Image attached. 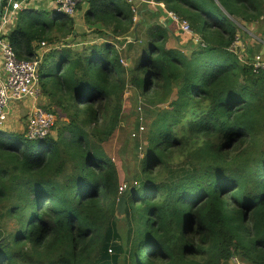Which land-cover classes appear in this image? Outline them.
<instances>
[{
  "label": "trees",
  "instance_id": "1",
  "mask_svg": "<svg viewBox=\"0 0 264 264\" xmlns=\"http://www.w3.org/2000/svg\"><path fill=\"white\" fill-rule=\"evenodd\" d=\"M156 1L200 40L169 47L175 31L164 22L145 34L129 80L149 102H170L148 131L139 172L120 192L103 146L120 123L130 69L118 37L139 24L134 4L87 0L86 20L110 35L44 55L55 86L41 73L40 82L58 105L49 135L0 129V264H264V69L232 49L239 23L264 17V0ZM74 25L71 15L26 8L7 38L32 60L36 43Z\"/></svg>",
  "mask_w": 264,
  "mask_h": 264
},
{
  "label": "rangeland",
  "instance_id": "2",
  "mask_svg": "<svg viewBox=\"0 0 264 264\" xmlns=\"http://www.w3.org/2000/svg\"><path fill=\"white\" fill-rule=\"evenodd\" d=\"M77 10L78 8L76 9L75 13H73L72 16L75 19V25H74L75 33H73L72 35L68 34L66 36H63L62 34L55 32V35H57L56 37H58L59 39L53 40L54 42H49L51 44L50 46L51 48L61 47L64 49L65 47L69 46L70 47L69 49L76 50L75 48H77V50L81 51L82 49L85 48L86 45L101 44L109 38V34L107 33H110V31L106 27H105L106 33H96L97 31L96 32L94 31L96 27L94 24L95 22L94 21L88 22L86 18H85L86 21L85 22L84 17H86V14L85 16L81 15V17L76 16ZM160 11H162V9H160ZM161 18L164 20H169L170 22L173 21V19L167 16L166 13L165 16H163V14L162 16H157V17L154 15L153 17H151V19H149L150 20V22H148L149 27L153 26L155 23H159ZM138 19L140 20V17ZM173 23L175 22L173 21ZM202 24L204 23L202 22ZM239 26L243 28L240 37L244 41V45L242 41L238 39L237 40L238 44L237 46H235V50L237 51V55L240 57L241 61L244 64L251 65L253 62L257 60L264 59V17L251 24L243 25L242 23H239ZM127 34L130 36L129 37L130 39L128 41H125V39L127 38L125 37V35L127 36ZM127 34L118 37L119 41H125L128 44L124 46V48L122 47L123 51L121 57L125 61V64L124 63L123 64L130 69L128 71V85L127 88L125 89L124 98L122 102V113L120 117V123L118 127L115 129L112 136L103 143L106 152L109 154L111 159L118 165L119 174H120V186H124L125 189H126V182H128L130 179L132 180L133 177L139 172L137 171V168L135 166V161L136 159L140 160L144 155V147L146 146L148 141V136H147L148 131L153 121L158 117L159 111L162 110V108L164 107H168L170 102L168 100L166 102L164 101L161 103L153 104L148 101L149 98L148 96L143 95L139 88L131 84V81L129 79L133 75V70L136 67V65H134L135 59L140 53L142 45L145 43V35H143V37L141 34L139 35L138 26L136 27V25L132 27ZM255 37L263 41V44L260 47L255 48V44L257 41ZM129 42H133L136 44L131 45V48H129V44H130ZM78 43H81V45H79ZM79 47H82V49H78ZM255 53H257L256 56ZM128 54L133 59L132 64H128L126 62V58ZM50 68H51L50 62H46V64L44 63L43 65H41L40 73L44 77V82H46V86L49 89H52L55 86V84L53 83L54 78L53 77H51L52 79L47 78V75L50 74L49 73ZM40 85H41L40 97L41 98L43 97L45 100H48L50 102V104L45 105V107L51 108L53 110L54 109L58 110L56 98H53L47 92H44V90L42 89L41 82ZM139 105L143 106L146 132L142 134L140 138H135L133 137L132 134L139 126V111H138ZM141 147H143L142 150ZM263 147H264V142H263ZM124 217L125 216L123 215L119 217V219H124ZM240 258L241 257H236V256L233 257L229 262V264H249L246 260L242 261V258L241 259Z\"/></svg>",
  "mask_w": 264,
  "mask_h": 264
},
{
  "label": "built area",
  "instance_id": "3",
  "mask_svg": "<svg viewBox=\"0 0 264 264\" xmlns=\"http://www.w3.org/2000/svg\"><path fill=\"white\" fill-rule=\"evenodd\" d=\"M55 1L57 14H67L73 16L78 4L86 2L87 0ZM128 1L133 3L134 0ZM11 2L12 0H6V5H4L2 11L1 21H3V19L6 20L7 14H11L12 10H18L21 8L20 2ZM150 2L158 3L156 0H150ZM133 11V21L137 23L139 20V13L136 5H134ZM165 13L167 16L172 18L175 23H177L182 31L193 35V39L196 43L199 42L200 38L194 34L191 24L187 19L183 18L173 10L166 9ZM238 39H240V37H238ZM237 42L238 41H236L232 46L234 51H236L235 46H237ZM50 46L51 44L49 42L41 41L37 45V57L35 59L27 60L24 58H19L17 56L15 46L10 43L7 37L0 33V52L4 60L3 74L0 72V129L4 128L8 121V108L11 101L21 99H31L33 101L26 129L29 138L43 139L47 137L57 122L55 111L38 102L41 96L40 67L43 62V57L46 53L45 51L46 49L49 50L51 48ZM122 62L125 64L123 59ZM250 67L254 72L264 69V59L253 62ZM138 111L139 126L132 134L135 138H140L142 134L146 132L142 105L138 106ZM124 190V186L119 187L120 192Z\"/></svg>",
  "mask_w": 264,
  "mask_h": 264
},
{
  "label": "crops",
  "instance_id": "4",
  "mask_svg": "<svg viewBox=\"0 0 264 264\" xmlns=\"http://www.w3.org/2000/svg\"><path fill=\"white\" fill-rule=\"evenodd\" d=\"M13 1L20 2L21 8L18 10H12L11 14H7L6 20L3 19V21L0 22V33H2L5 37H7V35L11 32L12 28L15 27V24L18 19L19 11H22L26 8L43 10V11H47L50 13H53L54 11H56V1L55 0H12V2ZM133 4L136 5L138 8V13L140 17V20L138 22L139 24L137 23L138 30H139V35L141 34L143 37V35L147 33V30L149 28V25H148V22H150L149 19H151V17H153L154 15L156 17L162 16V14L163 16H165L164 12L166 8L163 3L161 2L151 3L150 0H134ZM88 7H89L88 2L80 3L79 6H77L78 10L76 12V16H80V17L81 15L85 16L86 11L88 10ZM160 9H162V11H160ZM84 21H85V17H84ZM160 22L162 23L164 22L166 26L170 27V29L175 31L174 39L170 38L168 41L167 45L169 47L176 46L178 42L183 43V44L188 43V40L190 39L191 34H188L182 31L181 28L177 24L173 23V21L170 22L169 20H164L161 18ZM94 24L96 26L94 30L95 32L97 31L96 33H106L105 32L106 28L102 22H95ZM107 34L110 35V33H107ZM240 34H242V32ZM125 37H127L126 40L130 39L129 38L130 36L128 34L127 36L125 35ZM255 39L257 40L255 44V48L260 47L263 44V41L258 39L257 37H255ZM240 40L242 41L244 45V41L242 40L241 37H240ZM38 44L39 42L36 43V45ZM78 44L81 45V43H78ZM126 45L128 44L124 41V44L122 47L124 48V46ZM82 47H79L78 49H82ZM122 47H119V50L122 49ZM192 47L193 46H190L189 48H187L185 52L189 54L192 50ZM59 48L61 47L50 48L49 50L46 49L45 54H48L50 51V53L56 52L58 56L60 53H62L63 50H65V48L64 49L63 48L59 49ZM75 49L77 50V48ZM256 55L257 53H255V56ZM126 62L128 64H132L131 57H127ZM3 71H4V60L0 52V72L1 74H3L2 73ZM175 93H176V88L173 93V96ZM38 102L39 103L41 102L44 105L50 104V102L48 100H45L43 97L42 98L40 97ZM32 105H33V101L31 99H21V100L11 101L9 108H8L9 118H8L6 125L2 129L8 130V131L25 132L27 129V121H28V117H29Z\"/></svg>",
  "mask_w": 264,
  "mask_h": 264
},
{
  "label": "water",
  "instance_id": "5",
  "mask_svg": "<svg viewBox=\"0 0 264 264\" xmlns=\"http://www.w3.org/2000/svg\"><path fill=\"white\" fill-rule=\"evenodd\" d=\"M5 1L6 0H0V21H1V18H2V11H3V7L5 5ZM123 215H125V197L121 196L119 198L118 203H117V216L121 217Z\"/></svg>",
  "mask_w": 264,
  "mask_h": 264
}]
</instances>
